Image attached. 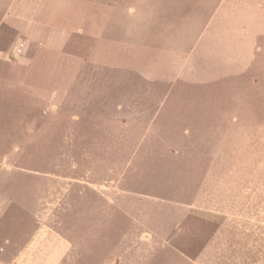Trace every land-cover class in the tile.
<instances>
[{
    "label": "rangeland",
    "instance_id": "374dc122",
    "mask_svg": "<svg viewBox=\"0 0 264 264\" xmlns=\"http://www.w3.org/2000/svg\"><path fill=\"white\" fill-rule=\"evenodd\" d=\"M157 2L55 1L0 54V264H264V35L174 65Z\"/></svg>",
    "mask_w": 264,
    "mask_h": 264
},
{
    "label": "crops",
    "instance_id": "0c3cea01",
    "mask_svg": "<svg viewBox=\"0 0 264 264\" xmlns=\"http://www.w3.org/2000/svg\"><path fill=\"white\" fill-rule=\"evenodd\" d=\"M51 1L0 0V31L5 38L0 42V54L15 50L18 45L24 51L26 46L38 44L47 31L54 32L58 17L52 3L60 4L62 0ZM157 1L155 11L150 12L157 22L158 34L151 38H156L161 55H174V65L178 60L182 64L189 60V54L199 56L200 61L208 64L213 59L206 56L217 52L233 59L238 56L244 69L253 58L257 38L264 35V0ZM115 2L117 0H111V21L118 20L119 15L126 18L134 11L135 4L143 0H121L119 5ZM148 5L147 2L140 5L143 16L149 17ZM77 30L81 32L82 28ZM173 69H177V65ZM14 98L8 100L9 111L14 106ZM0 108L4 109V105L0 104Z\"/></svg>",
    "mask_w": 264,
    "mask_h": 264
},
{
    "label": "built area",
    "instance_id": "2783aa9c",
    "mask_svg": "<svg viewBox=\"0 0 264 264\" xmlns=\"http://www.w3.org/2000/svg\"><path fill=\"white\" fill-rule=\"evenodd\" d=\"M15 55L14 56H18L20 53H21V47L20 46H17L16 48H15Z\"/></svg>",
    "mask_w": 264,
    "mask_h": 264
}]
</instances>
